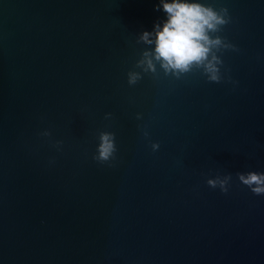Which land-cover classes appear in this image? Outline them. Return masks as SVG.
I'll return each instance as SVG.
<instances>
[{
	"label": "water",
	"instance_id": "water-1",
	"mask_svg": "<svg viewBox=\"0 0 264 264\" xmlns=\"http://www.w3.org/2000/svg\"><path fill=\"white\" fill-rule=\"evenodd\" d=\"M201 2L232 18L225 78L129 85L160 0H0V264H264V194L236 175L264 172V0Z\"/></svg>",
	"mask_w": 264,
	"mask_h": 264
},
{
	"label": "clouds",
	"instance_id": "clouds-1",
	"mask_svg": "<svg viewBox=\"0 0 264 264\" xmlns=\"http://www.w3.org/2000/svg\"><path fill=\"white\" fill-rule=\"evenodd\" d=\"M161 8L166 18L156 22L151 31H143L138 37V43L149 47L142 50L134 67L128 70V84H137L144 74L159 78L163 72L165 76L181 79L193 71H200L210 82L220 83L225 78L221 73L222 52L227 49L238 50L236 45L219 35L232 19L228 8H216L201 0H160L157 10ZM111 115L106 113L105 117ZM139 118L140 114L137 113ZM41 135L50 137L51 132L45 129ZM143 135L147 137L149 133L145 130ZM98 140L93 159L100 163L114 160L117 152L115 133L100 131ZM61 144L62 141H55V146ZM151 147L156 151L160 145L152 142ZM236 175L253 194H264V172H238ZM231 180V174H217L209 178L207 184L227 193Z\"/></svg>",
	"mask_w": 264,
	"mask_h": 264
}]
</instances>
